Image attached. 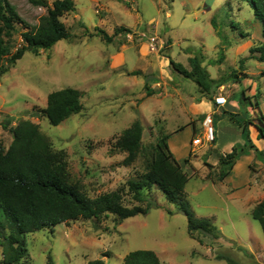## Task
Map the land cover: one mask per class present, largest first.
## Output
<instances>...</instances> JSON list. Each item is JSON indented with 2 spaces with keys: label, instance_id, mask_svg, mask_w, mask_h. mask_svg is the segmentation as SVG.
Wrapping results in <instances>:
<instances>
[{
  "label": "rangeland",
  "instance_id": "rangeland-1",
  "mask_svg": "<svg viewBox=\"0 0 264 264\" xmlns=\"http://www.w3.org/2000/svg\"><path fill=\"white\" fill-rule=\"evenodd\" d=\"M73 1L75 10L61 17L70 38L38 54L25 51L10 65L5 56L2 66L7 68L0 72V142L7 148L12 140V133L2 127L6 118L13 126L29 120L53 152L63 153L67 183L90 198L118 191L127 208H145L148 201L152 207L146 214L123 219L106 212L29 232L23 238L27 255L17 264H89L95 260L122 264L124 255L135 249L153 250L160 264H226V258L239 264H264L263 233L251 217L252 208L264 199V168H250L247 192L239 189L234 196L231 186L229 190L221 185L224 180L218 179L216 157L221 146L217 150L213 145L230 139L237 127L228 122V113L215 116L218 120L213 114L216 138L208 142L202 116L188 122L182 114L203 94L192 79L175 74L167 59L169 56L190 69V58L202 54V64L212 78H230L231 72H239L240 84L228 79L213 97L222 94L227 99L224 105L230 101L228 107L237 106L238 114L246 117L258 106L255 110L264 122V64L248 58L250 48L262 41L261 23L250 5L245 0ZM8 2L28 26L37 25L47 11L28 0ZM119 26L133 29L135 35L125 38L122 31H116ZM98 29L112 39L103 38ZM22 30L16 24L5 37L8 56L23 43ZM66 86L81 91L80 112L54 126L35 115L46 106L50 92ZM135 120L141 122L142 134L129 156L119 140ZM185 123L196 127V132L190 141V164L180 161L189 177L184 192L196 217L213 218L221 232L216 240L205 235L201 241L192 239L185 215L156 187L145 191L147 200L142 202L128 186L147 170L159 139L166 134L175 136Z\"/></svg>",
  "mask_w": 264,
  "mask_h": 264
},
{
  "label": "trees",
  "instance_id": "trees-1",
  "mask_svg": "<svg viewBox=\"0 0 264 264\" xmlns=\"http://www.w3.org/2000/svg\"><path fill=\"white\" fill-rule=\"evenodd\" d=\"M28 1L47 9L46 14L41 16L39 23L35 26H28L23 22L8 0H0V72L7 68V66H2L5 56L10 65L21 58L25 51L38 54L41 49H50L59 40L68 39L71 36L61 17L75 10L73 0H52L50 3L47 0ZM245 1L250 5L255 18L261 23L262 37L258 46L250 48L251 54L248 58L257 59L264 64V0ZM211 22L215 27L213 19ZM16 24H20L23 28L20 33L23 43L8 56L9 45L5 37L11 35ZM128 30L130 28L125 26H119L116 29L117 32ZM97 32L108 41L112 39L102 29H98ZM253 52L255 56L252 54ZM202 57V54L192 56L189 62L190 69L169 56L167 59L175 74L186 79H192L203 96L210 100L214 98L213 95L217 89L225 84L228 79L239 84L242 82L239 72L237 73L235 70L228 76L230 78H212L202 64ZM144 77L146 78L148 75ZM240 93L244 95L243 90ZM81 96V91L71 86L54 90L48 94L46 106L38 110L35 115L45 117L53 126L58 125L70 115L82 110ZM244 98L251 105H254L249 101L248 96H244ZM257 104L258 102L255 100V105ZM224 113H228V116L242 127L245 142L234 144L229 152L220 155L218 159V179L220 180L226 177L237 158L245 153L247 148H255L248 135L247 125L251 121L247 119L244 122L238 121L234 117V113L223 111L222 115ZM257 119L260 120L263 127L257 124L256 128L259 135L264 137V122L259 116ZM10 123L11 119L6 118L2 122V127L8 128L12 133L11 142L7 148L0 142V246L2 248V264H17L27 255L23 238L29 232L52 227L78 217H98L106 212H113L123 219L135 214H146L152 207L151 202L148 201L145 208L140 206L127 208L120 202L118 191L103 193L95 198L88 197L78 188L66 182L63 153L53 152L50 149L48 141L35 123L29 120L19 121L14 126ZM141 134L142 124L139 120H135L123 132V138L119 140V145L129 151V156L134 154ZM168 136L169 134H166L159 139L147 170L129 181V189L136 200L143 202L147 200L145 191L152 186L156 187L162 192L166 200L175 204L176 209L185 215L187 232L192 239L201 241L200 237L205 235L216 240L221 236V232L214 224L213 218L196 217L189 208L184 192V186L189 177L181 170L180 161L175 158L170 150L167 143ZM190 154L191 152L182 160L184 163H189ZM168 213L172 212L168 210ZM251 217L260 224L264 237V199L252 208ZM225 261L226 264H239L230 258H226ZM89 264H102V262L95 260ZM122 264H160V259L153 250L135 249L124 255ZM246 264L259 263L251 261Z\"/></svg>",
  "mask_w": 264,
  "mask_h": 264
},
{
  "label": "crops",
  "instance_id": "crops-1",
  "mask_svg": "<svg viewBox=\"0 0 264 264\" xmlns=\"http://www.w3.org/2000/svg\"><path fill=\"white\" fill-rule=\"evenodd\" d=\"M196 98L189 104V107H187L185 111H182V114L184 113L185 115H187L186 120H188V122L190 120L194 121V119L198 115H201L203 118L205 113H212L214 114V117L216 116L219 118L220 116H222L223 111H229L234 113V117L238 121L244 122L248 118L254 119L250 124L247 125V128L249 131V136L251 137V140H253L252 142L255 145V148H248L245 153L241 154L237 158L232 169L223 179L224 181L221 183V185H225L228 189L231 186V194L234 196L236 195V193L239 192V189L241 192H244L245 188L246 192L249 191V176L251 175L250 168L252 169V167L255 165L264 168V137H261V135L259 136V132L256 128L257 124L259 125L260 123V120L257 119V111L255 110V108H257L258 106L252 107L251 105L253 114H248V117H246L244 113L238 114L239 108L237 106H233L232 108L228 107V103L230 101L226 105L215 106L213 105V100L207 99L205 96H197ZM245 110H249V108H246ZM218 118L216 119L218 120ZM217 122L218 121H216V130L217 134H219L220 131L218 129ZM228 122L236 126L237 130H235L233 134L229 137L230 139H225L222 143L213 145V148L217 150L218 146H221L220 150H218V155H216L217 159H219L221 154L229 152L235 143H244V139L242 137H239L242 132V127L240 126L239 128V124H237L229 116ZM177 130L178 131L175 136H168L167 143L175 158L181 161L186 158L188 154L192 151L190 141L194 138L196 127H193V125L192 127H190L185 123L182 127L178 128ZM182 132H185V136L182 135ZM251 165L252 167H250ZM242 189L244 190L242 191Z\"/></svg>",
  "mask_w": 264,
  "mask_h": 264
},
{
  "label": "built area",
  "instance_id": "built-area-1",
  "mask_svg": "<svg viewBox=\"0 0 264 264\" xmlns=\"http://www.w3.org/2000/svg\"><path fill=\"white\" fill-rule=\"evenodd\" d=\"M125 38H130L131 36L133 37L135 35V32L133 31V29H130L128 31H124L122 34ZM143 37H147L146 34H143ZM149 41L152 40V38L147 37ZM226 103V99L225 96H223L222 94H218L216 96H214V102L213 104L215 106H222ZM201 125L203 127L204 130V136L205 139L208 142H213L215 140V129H214V118H213V114L212 113H206L204 115V117L202 118L201 121Z\"/></svg>",
  "mask_w": 264,
  "mask_h": 264
},
{
  "label": "clouds",
  "instance_id": "clouds-1",
  "mask_svg": "<svg viewBox=\"0 0 264 264\" xmlns=\"http://www.w3.org/2000/svg\"><path fill=\"white\" fill-rule=\"evenodd\" d=\"M225 99H226V98H225ZM226 101H227V99H226ZM213 102H214V98H213ZM213 105H214V104H213ZM205 114H206V113H205ZM205 114H204V115H205ZM203 117H204V116H203ZM211 143H212V142H211Z\"/></svg>",
  "mask_w": 264,
  "mask_h": 264
}]
</instances>
